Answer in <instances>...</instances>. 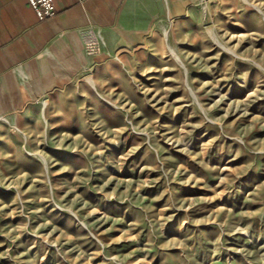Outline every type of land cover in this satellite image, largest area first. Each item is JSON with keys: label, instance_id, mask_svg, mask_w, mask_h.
<instances>
[{"label": "rangeland", "instance_id": "obj_1", "mask_svg": "<svg viewBox=\"0 0 264 264\" xmlns=\"http://www.w3.org/2000/svg\"><path fill=\"white\" fill-rule=\"evenodd\" d=\"M175 12L2 117L0 264H264V0Z\"/></svg>", "mask_w": 264, "mask_h": 264}, {"label": "crops", "instance_id": "obj_2", "mask_svg": "<svg viewBox=\"0 0 264 264\" xmlns=\"http://www.w3.org/2000/svg\"><path fill=\"white\" fill-rule=\"evenodd\" d=\"M54 1L57 14L41 20L28 0H0V117L31 116L52 92L81 77L95 59L88 48L91 39H103L102 57L122 33L139 35L141 21L195 2ZM0 130L2 135L1 124Z\"/></svg>", "mask_w": 264, "mask_h": 264}, {"label": "built area", "instance_id": "obj_3", "mask_svg": "<svg viewBox=\"0 0 264 264\" xmlns=\"http://www.w3.org/2000/svg\"><path fill=\"white\" fill-rule=\"evenodd\" d=\"M28 3L36 10L41 20L54 17L57 14V9L54 0H28ZM92 44L94 45L93 47H95L97 42H92ZM1 119L2 117H0V122Z\"/></svg>", "mask_w": 264, "mask_h": 264}]
</instances>
